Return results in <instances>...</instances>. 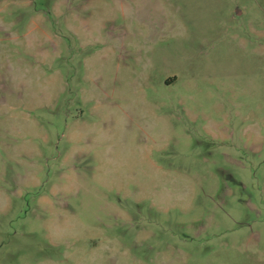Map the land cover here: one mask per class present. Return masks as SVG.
I'll list each match as a JSON object with an SVG mask.
<instances>
[{
	"label": "rangeland",
	"instance_id": "rangeland-1",
	"mask_svg": "<svg viewBox=\"0 0 264 264\" xmlns=\"http://www.w3.org/2000/svg\"><path fill=\"white\" fill-rule=\"evenodd\" d=\"M0 264H264V0H0Z\"/></svg>",
	"mask_w": 264,
	"mask_h": 264
},
{
	"label": "water",
	"instance_id": "water-1",
	"mask_svg": "<svg viewBox=\"0 0 264 264\" xmlns=\"http://www.w3.org/2000/svg\"><path fill=\"white\" fill-rule=\"evenodd\" d=\"M237 14H238V12H237Z\"/></svg>",
	"mask_w": 264,
	"mask_h": 264
}]
</instances>
